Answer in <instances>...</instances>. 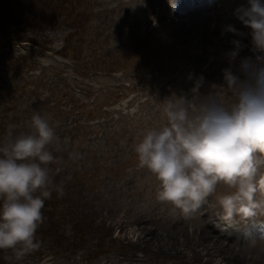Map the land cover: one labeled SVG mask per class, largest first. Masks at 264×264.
<instances>
[{
	"label": "rangeland",
	"instance_id": "1",
	"mask_svg": "<svg viewBox=\"0 0 264 264\" xmlns=\"http://www.w3.org/2000/svg\"><path fill=\"white\" fill-rule=\"evenodd\" d=\"M245 4L247 0H63L57 17L48 8L41 11L39 23L32 18L33 30L24 37L39 43L12 44L0 36V120L8 130L29 133L34 112L49 119L59 138L49 145L56 157L49 173L52 183L70 168L83 174L70 187L68 203L84 199L81 210L95 211V220L109 235L88 236L83 248L63 253L52 250V240L37 236L39 249L21 259L6 249L7 264H208L189 247L168 251L173 240L162 242L158 235L188 243L193 231H204L199 224L216 227L215 216L221 214L216 197L194 219L185 220L157 199L158 182L139 166L134 147L147 129L165 122L161 103L173 95L190 96L200 76L201 93L231 102L223 70L237 71L241 59H255L250 30L234 15ZM78 15L87 17L84 27H73ZM47 18L55 22L42 26ZM229 25L241 35L225 31ZM236 40L242 48L230 64L227 53ZM60 47L63 60L55 56ZM18 57L30 58L27 66L11 68L8 59ZM6 108L14 110L7 113ZM127 161L120 173L114 170L116 163ZM228 191L221 185L217 195ZM140 227L150 231L148 246L139 239ZM64 229L71 233L68 225ZM229 241L231 255H240L235 264H249L244 258L264 264V237Z\"/></svg>",
	"mask_w": 264,
	"mask_h": 264
},
{
	"label": "clouds",
	"instance_id": "2",
	"mask_svg": "<svg viewBox=\"0 0 264 264\" xmlns=\"http://www.w3.org/2000/svg\"><path fill=\"white\" fill-rule=\"evenodd\" d=\"M234 15L250 30L255 59H241L237 71L223 70L231 102L201 93L204 78L198 77L190 96L173 95L161 103L165 122L147 129L134 152L139 166L157 180L159 201L191 220L215 196L222 230L244 224L245 237L254 240L253 229L264 237L259 219L264 217V0H247ZM225 31L241 35L231 25ZM232 43L230 64L242 48L239 40ZM30 126L31 132L9 131L0 141V250H14L17 259L41 246L37 232L53 188L64 195L48 167L56 161L49 145L59 138L38 112ZM221 185L230 191L217 195Z\"/></svg>",
	"mask_w": 264,
	"mask_h": 264
},
{
	"label": "trees",
	"instance_id": "3",
	"mask_svg": "<svg viewBox=\"0 0 264 264\" xmlns=\"http://www.w3.org/2000/svg\"><path fill=\"white\" fill-rule=\"evenodd\" d=\"M78 4V0H74ZM71 3L70 1H67ZM57 6V9L53 6ZM54 5L51 0H0V35L8 42L14 44L21 42H32L39 43L36 40L29 37L28 39L24 37L28 32L33 30V17L37 23L41 20L44 15L41 11H45L50 8L53 9L52 16H56L61 9H63V0H54ZM31 11V14H30ZM73 11V10H72ZM39 14V15H38ZM38 15V16H35ZM49 19V23L46 24V20ZM42 20V26H48L50 23H54V19L47 18ZM87 22V17H81L78 15L76 20L73 22V27L79 25L84 27ZM15 36V39L12 37ZM71 37L72 35H68ZM35 42H33V41ZM42 48V47H41ZM63 50V49H62ZM60 54L63 57V51ZM77 56V55H76ZM6 60V59H5ZM27 59L18 57L15 59H8V64L11 65V68H15L17 63H20V67L24 68L27 66ZM12 90V88H10ZM13 92V91H12ZM12 92H8V95H11ZM13 103L11 104V106ZM14 108H6L5 112L11 113ZM3 111V113H5ZM8 123H3V120H0V141H3L9 131L12 132L13 136H17L21 133L17 132L16 129L8 130ZM52 151L54 157V150ZM55 163V162H54ZM54 163L48 165L50 172L53 171ZM128 163H116L114 170L120 173L123 167ZM83 174L76 171V169H69L67 173H64V176H61V181L53 183V185L63 186L64 195L59 196L55 191V188L52 190V196L50 199L45 201V206L42 209L43 215L45 217L44 223L41 225L40 229L37 232V236H40L42 239L52 240V250L55 252L68 251L69 248L73 250H79L82 247L83 243L86 242L87 237L94 235H103V237H108L106 231L102 229L104 224L97 222L95 220L93 210H81V204L85 202L83 199L80 203L69 204L67 199L68 192L71 186H74L73 183L77 180L83 178ZM63 179H66L65 181ZM69 226L70 234L66 235L65 227ZM100 242V240H98ZM80 243L79 245H77ZM101 243V242H100ZM96 248V247H95ZM95 250V249H94ZM7 253L5 250H0V264H7Z\"/></svg>",
	"mask_w": 264,
	"mask_h": 264
},
{
	"label": "bare ground",
	"instance_id": "4",
	"mask_svg": "<svg viewBox=\"0 0 264 264\" xmlns=\"http://www.w3.org/2000/svg\"><path fill=\"white\" fill-rule=\"evenodd\" d=\"M199 227L203 228L202 233H198L197 231H193L191 233L192 238L188 239V243L185 242L186 240L183 239L182 241L177 240L179 244H176V240L167 234L165 235H158L162 236V242L167 241V239H171L172 244L169 245L171 247L169 250L174 252H178L179 247H183L184 249L186 248H191L194 253L198 252L202 254V258L204 259L202 262H207L208 264H221L220 262L222 261L224 264H235V258H238L240 255H231L233 251L230 249V241L227 237H224L220 231L215 229L212 225H209L207 223L205 224H199ZM140 232H139V239L144 242L148 246V242L151 238L150 237V231L148 230L145 232V230L140 227ZM152 241V239H151ZM227 241V242H224ZM191 243L193 245H191ZM179 245V246H178ZM232 252V253H231ZM228 253V254H227ZM171 254L170 252H166V255ZM230 256L227 258V255ZM222 255V256H221ZM176 256V255H174ZM223 257V258H222ZM244 258V257H243ZM218 259H221V261H218ZM245 261H248L249 264H255L251 263L250 260L247 258H244Z\"/></svg>",
	"mask_w": 264,
	"mask_h": 264
}]
</instances>
